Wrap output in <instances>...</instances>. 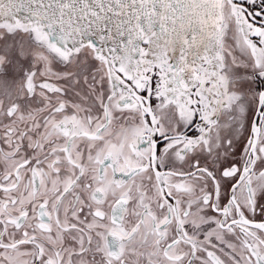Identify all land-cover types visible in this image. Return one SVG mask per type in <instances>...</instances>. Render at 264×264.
I'll use <instances>...</instances> for the list:
<instances>
[{
    "label": "snow or ice",
    "instance_id": "snow-or-ice-1",
    "mask_svg": "<svg viewBox=\"0 0 264 264\" xmlns=\"http://www.w3.org/2000/svg\"><path fill=\"white\" fill-rule=\"evenodd\" d=\"M0 264H264V0H0Z\"/></svg>",
    "mask_w": 264,
    "mask_h": 264
}]
</instances>
